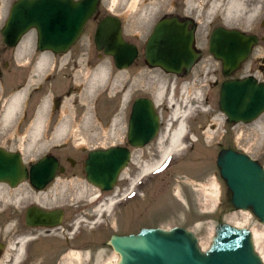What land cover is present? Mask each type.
<instances>
[{
  "label": "rangeland",
  "instance_id": "1",
  "mask_svg": "<svg viewBox=\"0 0 264 264\" xmlns=\"http://www.w3.org/2000/svg\"><path fill=\"white\" fill-rule=\"evenodd\" d=\"M13 1L0 0V64L7 60L11 52V48L3 42L1 29ZM231 1L100 0L95 13L86 22L82 34L67 51V55H64L65 60L66 57L69 58V55L71 59L81 54V58L89 56L103 64L109 72L110 77L103 88L105 91L97 100V112H99L97 116L101 118L104 125L110 123L106 125L107 133L113 131L111 123L114 119L117 120L116 133L121 132L123 110L126 104L136 97L146 96L155 101L163 136L176 127L174 110L187 113L184 120L185 142L183 141L178 150L169 155L174 161L171 168L156 176L155 171L140 174L143 166L159 159L163 149L161 146L168 145V140L164 141V145L161 144L162 142H155L143 147L141 152L134 155L135 163H131L121 173L114 189L107 192L115 198L129 192L131 198L123 208L115 206L116 204L114 208H111L104 219L108 222V226L93 235L97 241L96 244L107 240L112 233H135L141 227L168 229L173 226H182L197 235L199 246L205 250L210 245L216 225L229 223L248 228L254 233L255 249L263 257L264 263V225L250 209L241 211L231 205L230 191L216 165L219 150L230 148L249 155L264 166V113L250 123H229L218 105L220 84L227 77L222 73L221 62L208 50L210 33L219 25L253 33L259 38L264 36V26L261 23L264 15V0H236V7H230L231 12L228 15L226 12ZM134 2L135 5H133ZM212 9H215L214 14H210ZM171 14L190 18L196 24L194 44L200 50L201 58L184 75L167 73L157 67L150 68L144 64L141 54L134 65L123 70L117 69L112 57L95 48L94 31L98 21L105 15L119 17L124 38L141 49L155 23ZM22 41L25 43V51L33 50L35 44L33 33H27ZM99 53L101 56H98ZM263 55L264 41L261 39L253 47L248 59L229 78L254 75L264 80ZM71 59L68 66L71 72L67 70L64 76L59 72L57 81L54 84L52 82V89L55 97L62 101V105L65 103V114L72 118L77 102L83 98L89 100L90 96L88 89L76 91L73 80L76 76L73 77L72 74L77 65H73L74 60ZM6 76L8 75L5 72L3 79L0 78V115L10 96L11 83L7 81ZM50 95L51 93L46 91L47 100ZM96 125H99L98 121ZM71 126L70 131H74L75 124ZM4 130L0 129L1 148L22 151L23 154L28 153L29 140L12 138L9 133L4 134ZM97 142L102 145L116 144L120 142V139L115 141L107 138L62 139L57 143L65 148L56 151L74 157L77 155L76 150L81 147H92ZM43 147L45 146L40 144L34 146L32 148L34 156L36 152L41 154ZM189 147L192 149L190 150ZM27 157L29 155L25 156L26 159ZM127 173L130 175L127 176ZM65 178V175L57 176L58 180ZM139 183H141L140 186H138ZM73 184L68 183L69 189L75 195L76 185H83L82 183ZM59 189L60 187L57 186L55 190L59 191ZM50 193L48 192L49 195ZM96 213L99 212L96 211ZM107 261V264H115L116 257L113 253L107 252L105 262Z\"/></svg>",
  "mask_w": 264,
  "mask_h": 264
},
{
  "label": "water",
  "instance_id": "2",
  "mask_svg": "<svg viewBox=\"0 0 264 264\" xmlns=\"http://www.w3.org/2000/svg\"><path fill=\"white\" fill-rule=\"evenodd\" d=\"M99 1L16 0L1 30L3 41L13 47L34 28L40 50L65 52L80 37ZM194 41L192 19L181 22L176 16L162 17L146 40L145 60L148 65L175 75L190 71L200 55ZM93 42L98 51L112 57L117 69L129 67L138 55L137 46L124 38L122 22L114 15H105L98 21ZM257 42L255 34L223 26L215 27L210 34L208 50L221 62L222 73L227 77L220 85L218 105L229 123H250L264 112V82L252 75L229 78L248 59ZM158 124L159 114L152 100L136 98L129 141L144 146L155 135ZM128 159L129 151L123 147L91 151L85 166L88 181L100 190H112ZM22 161L19 153L0 147V182L16 186L29 178L42 188L53 178L58 165L52 156L42 158L30 169ZM216 165L230 191L231 205L238 210L250 209L264 225V166L230 148L219 150ZM55 216L60 217L58 212H45L41 224L52 226ZM108 244L118 255L115 264H264L251 230L229 223L216 225L205 250L199 246L197 235L182 226L142 227L136 233L113 234Z\"/></svg>",
  "mask_w": 264,
  "mask_h": 264
},
{
  "label": "flooded vegetation",
  "instance_id": "3",
  "mask_svg": "<svg viewBox=\"0 0 264 264\" xmlns=\"http://www.w3.org/2000/svg\"><path fill=\"white\" fill-rule=\"evenodd\" d=\"M15 1L16 0L10 4V7ZM172 16H177L178 20L181 22L187 19V17L175 14L166 17ZM261 23L264 26V15ZM29 32L33 33L35 37L33 50L22 52L21 56L18 57L17 55L19 54H17L15 49L20 41H22V38ZM261 39L264 41V36L260 38L258 37V42ZM146 40L141 49L136 45L138 55L135 61L141 54L144 64L148 65L144 55ZM10 48V56L6 61H2L0 64V78L3 79L4 73L6 72L8 75L6 76V79L11 83L9 87L10 96L23 90V99L19 104L18 111L13 118L9 129L11 133L17 134V136L26 134V131L31 129L32 122L37 118L39 107L46 100L47 114L43 117L44 119L39 133V140L47 141L52 138L55 139V129L59 123V111L62 106V101L55 97L52 87L57 81L60 73L64 76L62 71L59 73V69H61V66L64 64V55H67L66 53L68 50L65 52L40 50L37 46V31L34 28L29 29L20 38L17 45ZM196 50L200 53L199 60L201 58V52L199 49ZM42 53L48 55L50 58L49 63H54L50 64L53 68L41 75V78L38 79L37 77H33V74L36 65V57ZM81 55L72 59L69 55V58L67 57L66 60H68V62H70V59L72 61L74 60V63L72 64L79 66L81 64L79 61ZM98 56H101V54L99 53ZM82 60L83 68L89 69L90 71L101 64L89 56L83 57ZM135 61L130 66L134 65ZM149 67L154 68L151 66ZM184 74L186 73L182 72L179 75ZM254 77L256 78V76ZM256 79L264 82V80L259 78ZM46 91L51 93L48 100L46 99ZM136 98L126 104L123 110V117L121 120L122 130L120 133H116L115 136L117 139H120V142L108 145H102L100 142H97V144L92 147H81L76 150L77 157L63 155L62 153L57 152L56 150H62L65 148L57 142L43 144L45 147H43L41 154L36 152V156L28 158L25 161V165L30 169L32 165L36 164L44 157L53 156L56 159L58 164L56 173L45 186L37 188L29 178L21 181L14 187L10 186L8 183H3L5 191L4 196H1L0 198V264H105L107 252L113 253L112 247L108 244L111 235L126 234L112 233L107 240L99 238L100 240H103L101 244H96L97 241L93 238V235L108 226V222L104 219L110 213L111 208H114L113 206L115 204V206L123 208L131 198V195L129 196L128 192L115 198L114 196L108 195V191L100 190L92 185L88 181L85 171L86 160L91 151L108 149L112 146L123 147L129 151V159L126 166L122 169L123 172L131 163H135L134 155H136L137 152H141L143 147L149 146L155 142L161 143L160 140L164 139L165 134L163 136L161 133L162 125L160 120L155 135L147 144L140 147L133 145L129 141L130 116ZM150 99L153 102V108L158 112L155 101L152 98ZM85 109L86 107H82L78 110L77 117L80 118V116H82L81 121H83V118L86 116ZM95 110H98L97 105ZM98 113L99 112H97V114ZM260 116L255 120L260 118ZM99 119L101 120V118ZM105 124L109 125L110 123ZM91 135H93V133H91ZM110 135V137L114 136L111 133ZM73 137L80 139V136L75 137L69 132H67L65 136H59L57 139H71ZM89 139L99 140L101 139V136H98V138L90 136ZM183 141L185 142V136L182 139V142ZM162 145H164V143H162ZM189 149L191 150L192 148L189 147ZM170 157H168L162 163L161 167L155 171V176L166 172V169L173 162V159L171 160ZM58 175H65L66 178L64 180H58ZM129 175L130 173H127V176ZM120 176L117 181L120 179ZM68 183H74L73 185L82 183L83 186L77 184V189L74 190L76 194L73 195L72 190L69 189L70 186ZM142 183H144V181H142ZM140 185L141 183L138 184V186ZM57 186L60 187L59 191L55 190ZM50 187H52V189ZM10 190L11 193L8 194ZM48 192H51L50 195ZM111 197L115 200V203L111 206L110 210H106L105 212L100 211L97 214V207L107 203ZM44 211L59 213L60 217L57 216V218H55L56 222L54 226H45L41 224L40 216ZM72 253L79 254L80 259L75 260L70 256Z\"/></svg>",
  "mask_w": 264,
  "mask_h": 264
},
{
  "label": "bare ground",
  "instance_id": "4",
  "mask_svg": "<svg viewBox=\"0 0 264 264\" xmlns=\"http://www.w3.org/2000/svg\"><path fill=\"white\" fill-rule=\"evenodd\" d=\"M229 4H230L228 6L229 8L226 12V14H228V15L231 12L230 7H236L237 2H236V0H232ZM133 5H135V2L133 3ZM214 13H215V9H212L210 11V14H214ZM187 19H190V18H187ZM193 23L195 24V22H193ZM217 27H219V26H217ZM229 29H231V28H229ZM234 29H236V28H234ZM195 30H196V24H195ZM238 30H240V29H238ZM240 31H242V30H240ZM242 32H244V31H242ZM244 33H246V32H244ZM247 34H253V33H247ZM2 39H3V37H2ZM194 46H195V44H194ZM208 46H209V43H208ZM25 50H26V48H25L24 41H20L17 48L15 49L17 54H19L17 56L20 57L21 53L25 52ZM252 50H253V48H252ZM252 50H251V52H252ZM66 59H67V57H66ZM197 60H196V62H197ZM49 61H50V58L48 57V55L46 53H42V54L38 55L36 57V62H35L36 65H35L33 77H37L38 79H40L41 75L45 74L48 70L52 69L53 66L50 64H53L54 62L49 63ZM79 61L81 62V64L79 66H76V69L73 68L75 70H74V73L72 74L73 77L76 76V77H74V79L72 78L75 82V89H77L76 90L77 92H81L83 90L88 89L87 91H88V94L90 97H89V100H84V98H83L82 100L77 102L72 118L70 116L68 117V114H65V110H64L65 103L63 102L64 104L61 106V109L59 111V118H60L59 123L55 129V137H56L55 139L52 138V139H49L47 141L46 140H39V133H40V129H41L43 119H44L43 117H45V115L47 114V109H46V107H47L46 103L47 102H46V100L39 107L37 118L35 119V121L32 122L31 129L27 130L26 134L18 135V136H17V134L11 133L9 128H10V124L13 121V118L15 117V115L18 111L19 104L21 103V100L23 99V90L16 93L15 95L9 96L8 99L6 100L4 107L2 109V113L0 115V129H3V130L5 129L4 134L9 133L12 138L29 140V147H28L29 151H27L28 153L23 154L22 151L8 150L11 152L19 153L22 156L23 164H25V161L28 158H31L34 156L33 151H32V148H34V146L38 145L39 143L41 145H43V144L45 145L46 143H51V142H56V141L58 142L59 140H62V139H57V138H59V136H65V134L67 132L73 134L75 137L80 136V139H83V140L88 139L90 136L93 138H98V136H101V138H105V139L107 138V139H110V141L118 140L115 137L116 136V130H117V120L114 119L111 123V125L113 126V131L112 132L109 131L107 133L106 125H104L102 123V121L98 118L97 111L95 110L96 105H97V100L102 95V93L105 91L103 88H104V86L107 85L106 81H107V79H109L110 74L103 64H99L95 69L90 71L89 69L83 68L82 58H79ZM196 62H195V64H196ZM68 66H69L68 60L65 61V59H64V64L61 66V69H59V72L62 71L64 74H66L67 70H70V68ZM157 68H159V67H157ZM70 72H71V70H70ZM182 72H184V70H182ZM187 72H189V71H187ZM187 72H184V73H187ZM82 107H86V109H85L86 116L83 118L84 119L83 121H81L82 116H80V118L77 117L78 116L77 115L78 110L81 109ZM91 107H93V108H91ZM263 113H261V114H263ZM186 114H187L186 112H179L178 110H174L173 117H174V120L176 122V127L172 132L167 133L164 136V139L160 140V142H162V143H164V141L168 140V145H166L164 147L161 146V148H163V149L161 151L159 159L154 163L147 164V165L143 166V168L140 171V174L144 175V174H147L149 172L157 170L162 165V163L167 159V157L172 152L174 153V151L178 150V148L182 145V139L184 138V134L186 133V125H185V121H184ZM95 120L99 122V125H96ZM159 120H160V117H159ZM71 124L72 125L75 124V126H74L75 130L74 131H70V129H72ZM96 126H97V128L95 129ZM5 131H7V132H5ZM91 133H93V135H91ZM110 133L114 136L110 137L111 136ZM159 137H161V136H159ZM5 150H7V149H5ZM26 155L27 156L29 155V157H27V159L25 158ZM173 163H174V161H173ZM173 163H171L169 165V167L166 169V171L172 167ZM121 173H122V171L119 173L118 178L121 175ZM2 185H3V182H0V198H1V196H4V191H5V189ZM12 187H14V186H12ZM10 193H11V190H10V192H8V194H10ZM114 203H115V200H113V198L111 197L107 203L98 206L96 211L100 212L102 210H105V211L110 210L111 206ZM102 206H104V208H101ZM241 211H246V210H241ZM45 212H48V211L42 212L40 219H42ZM55 218H57V217L56 216L54 217V223L56 222ZM52 219H53V217H52ZM54 225L55 224H53L52 226H54ZM253 240H254V245H255L254 233H253ZM113 255L116 257V261H117L118 255L114 252H113ZM70 256L73 257L75 260L80 259L79 254H73L72 253ZM261 258L263 261L262 256H261ZM116 261H115V263H116ZM105 263L107 264L108 261Z\"/></svg>",
  "mask_w": 264,
  "mask_h": 264
}]
</instances>
